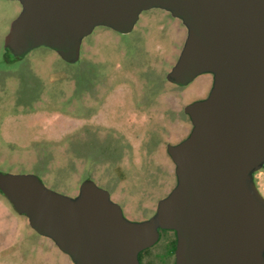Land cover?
Masks as SVG:
<instances>
[{
    "label": "water",
    "instance_id": "water-1",
    "mask_svg": "<svg viewBox=\"0 0 264 264\" xmlns=\"http://www.w3.org/2000/svg\"><path fill=\"white\" fill-rule=\"evenodd\" d=\"M16 1L4 37L14 58L44 46L75 63L96 26L127 33L142 11L160 8L187 29L166 79L181 87L211 73L213 86L184 106L192 129L167 146L176 184L147 219H128L91 179L69 196L35 174L0 172L13 209L73 264H141L162 229L175 231L174 264H264V198L252 180L264 162V0Z\"/></svg>",
    "mask_w": 264,
    "mask_h": 264
},
{
    "label": "rangeland",
    "instance_id": "rangeland-1",
    "mask_svg": "<svg viewBox=\"0 0 264 264\" xmlns=\"http://www.w3.org/2000/svg\"><path fill=\"white\" fill-rule=\"evenodd\" d=\"M19 11L18 1L0 0V172L35 174L69 196L91 178L128 219H147L176 184L166 144L189 132L183 107L210 82L206 73L182 87L165 78L185 29L182 38L166 11L150 9L128 34L96 26L75 63L44 46L13 58L4 37ZM155 38L162 45L151 49ZM173 238L160 234L143 262L171 263ZM0 264L73 263L0 192Z\"/></svg>",
    "mask_w": 264,
    "mask_h": 264
},
{
    "label": "flooded vegetation",
    "instance_id": "flooded-vegetation-1",
    "mask_svg": "<svg viewBox=\"0 0 264 264\" xmlns=\"http://www.w3.org/2000/svg\"><path fill=\"white\" fill-rule=\"evenodd\" d=\"M19 3V2H18ZM19 5H20V10H21V8H22V6H21V4L19 3ZM151 9H160V8H151ZM147 10H150V9H147ZM161 10H163V9H161ZM144 11H146V10H144ZM164 11H166V10H164ZM20 12V11H19ZM143 12V11H142ZM141 12V13H142ZM167 12V15L168 16H170V19L172 18V21H174L175 22V24L177 25V32L176 33H178L179 34V36L181 35L182 36V38H183V36H184V34H183V30H182V28L183 29H185V33H186V35H187V29H186V27L183 25V23L181 22V20L179 19V18H177V17H174V16H172L171 15V13L170 12H168V11H166ZM141 13L139 14V17H140V15H141ZM139 17H138V19H139ZM138 19H137V21H138ZM136 21V22H137ZM136 22H135V24H136ZM135 24L133 25V27H132V29L129 31V32H127V33H120V32H118V33H120V34H128V33H130L133 29H134V26H135ZM158 28H159V30H161V32H160V37L161 38H163V34H164V32H165V29H163L164 28V26H162V24H159V26H158ZM164 31V32H163ZM117 32V31H116ZM148 34V33H147ZM147 34H144V36L146 37V35ZM152 34V33H151ZM150 33H149V35H151ZM186 35H185V38H183L184 39V42H185V39H186ZM148 36V35H147ZM182 39V40H183ZM144 41H145V39H144ZM156 38L154 39V46L151 48V47H149V48H151V49H154V47L156 46V45H162V44H159V43H156ZM184 42H183V44L180 46V50H179V52H178V56H179V54H180V51H181V49H182V47H183V45H184ZM145 47H146V45H145ZM147 48V47H146ZM8 52V51H7ZM14 58V57H13ZM178 58V57H177ZM177 58H176V60H177ZM167 74V73H166ZM206 74H208V76L210 77V82H209V84H208V87H207V89H206V91H205V93H204V95L203 96H201V97H199V98H197V99H195V100H200V99H203V98H206L208 95H209V93H210V90H211V88H212V86H213V75L211 74V73H206ZM165 78H166V75H165ZM167 80V79H166ZM168 81V80H167ZM169 82V81H168ZM171 83V82H170ZM172 84V83H171ZM182 87V86H181ZM195 100H193V101H195ZM192 101V102H193ZM191 103V102H190ZM183 112H184V107H183ZM185 113V112H184ZM186 114V113H185ZM187 115V114H186ZM188 116V115H187ZM188 118H189V116H188ZM189 121H190V118H189ZM191 129H192V124H191V121H190V128H189V132H188V134L190 133V131H191ZM188 134L186 135V137L188 136ZM185 138V137H184ZM184 138H182V139H180L179 141H177V142H174V143H167L166 144V151H167V146H168V144H177V143H179L180 141H182ZM150 142H152V141H150ZM150 142H149V144H150ZM154 143V142H153ZM153 143H151V145L153 144ZM167 153H168V151H167ZM168 155H169V153H168ZM169 157H170V155H169ZM170 160L172 161V159H171V157H170ZM173 162V161H172ZM173 164H174V162H173ZM174 169H175V164H174ZM121 171V170H120ZM174 170L172 169V172H173ZM171 172V171H170ZM174 174H175V172H174ZM89 179H91V178H89ZM93 180V179H92ZM252 180H253V183H254V185H255V187L257 188V190H258V192L261 194V196L264 198V162H263V164L261 165V167L259 168V169H257V170H255L253 173H252ZM94 181V180H93ZM101 187V186H100ZM103 188V187H102ZM104 189H106V188H104ZM107 190V189H106ZM108 192H109V194H111V191L110 190H107ZM111 197V196H110ZM156 209V208H155ZM155 211V210H154ZM124 214V213H123ZM125 215V214H124ZM168 231H171L172 233H173V235H174V240H175V243H176V234H175V231H173V230H168ZM160 234H161V231H160ZM159 238H160V236H159ZM174 249H175V244H174ZM174 249H173V252H172V254H168V256H172V262L171 263H167V264H174V262H175V257H174ZM139 258V257H138ZM139 261H140V263L141 264H150V263H144L143 262V260L141 261L140 259H139Z\"/></svg>",
    "mask_w": 264,
    "mask_h": 264
},
{
    "label": "trees",
    "instance_id": "trees-1",
    "mask_svg": "<svg viewBox=\"0 0 264 264\" xmlns=\"http://www.w3.org/2000/svg\"><path fill=\"white\" fill-rule=\"evenodd\" d=\"M5 50H6V49H5ZM6 53L9 54V53L7 52V50H6ZM160 231H161V234H162L163 232H166V231H168V230H166V229H162V230H160ZM174 244H175V240L173 239L172 242L170 243V248H169V250H168V254H172L173 249H174ZM147 251H148V248L145 249V250H142L141 252H139L138 257H139V259H140L141 261H142L144 255H145V253H147Z\"/></svg>",
    "mask_w": 264,
    "mask_h": 264
}]
</instances>
